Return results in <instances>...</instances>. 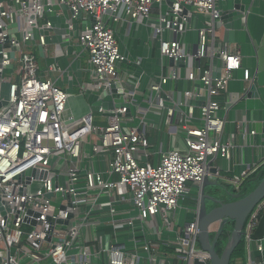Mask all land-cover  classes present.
<instances>
[{"label":"built area","instance_id":"2783aa9c","mask_svg":"<svg viewBox=\"0 0 264 264\" xmlns=\"http://www.w3.org/2000/svg\"><path fill=\"white\" fill-rule=\"evenodd\" d=\"M173 1V7L165 0L0 2V102L6 101L0 106V264H93L94 260L101 264H141L140 251L149 254L151 263L161 264L164 244L155 242L149 234L162 230L175 233L173 249L182 264H194L195 260L210 264L208 254L200 246L195 247L196 219L177 227L175 217L180 200L188 197L190 188L199 189L210 162L216 158L228 160L232 155V140L223 138L225 120L219 115L223 109L220 98L241 68V58L231 45L223 44L219 54L224 58L219 64L203 67L202 59L216 57L213 45L220 21L218 0ZM54 3L69 13L65 26L87 56V68L95 75L89 85L96 99L109 98L105 87L120 82L128 107L113 108L114 114L108 117L102 115L106 110L100 107L96 120L89 107L74 116L67 109L70 93L40 75L29 46L33 41L45 45V32L53 25L48 19L40 23L39 18L45 15L44 6ZM162 5H166L165 12L160 11ZM120 8L123 16L135 22L148 21L153 9L158 8V25L153 30L162 65L169 58H185L183 67L174 63L150 87L149 109L163 108L165 122L175 124L182 133V147L160 151L154 162L144 159L149 147L143 123L147 111L143 113L136 102L137 85L118 73V65L127 62L113 26L123 19ZM193 8L198 14L192 12ZM78 12L81 18L93 19L90 27H85V34L73 28V20L79 21ZM166 15L180 17L183 22L191 19L186 23L185 35L195 15L205 17L195 28L192 54L187 53L185 40L179 43L165 37ZM5 41L7 47L3 46ZM6 52L10 53L8 59L3 58ZM193 60H198V65ZM14 63L16 70L4 77L5 69L14 67ZM217 67L220 74L212 77ZM58 70L56 63L48 66V72ZM12 75L19 80H12ZM248 79L249 72L244 70L243 80ZM171 80L189 85L180 93L168 91ZM3 83L7 84L6 97H2ZM166 99L169 105L164 104ZM187 99L201 104L189 105ZM138 114L143 117L138 118ZM174 118H178L177 123ZM102 120L105 124L94 123ZM86 145L91 152L87 163ZM94 158L103 167L101 170L94 169ZM250 173L247 167L230 181L238 188ZM103 195L110 200L101 201ZM127 201L130 212L122 214L118 206ZM104 205L107 213L98 211ZM197 207L188 206L187 210L195 215ZM263 207L264 201L253 209L245 229L247 246L256 240L258 249L260 239H253L251 233ZM99 232L109 236L105 247ZM121 235L129 236L132 247L118 240Z\"/></svg>","mask_w":264,"mask_h":264},{"label":"crops","instance_id":"0c3cea01","mask_svg":"<svg viewBox=\"0 0 264 264\" xmlns=\"http://www.w3.org/2000/svg\"><path fill=\"white\" fill-rule=\"evenodd\" d=\"M240 4L244 5L245 14L241 18L231 21V27L227 30L226 41H224L225 28L221 20L218 21L217 36L213 45L216 53H219L223 44L231 45L233 49L239 52L241 58V68L235 72L233 78L229 81L224 97L220 98L223 109L219 115L225 120L223 138L229 137L232 140V155L228 160L216 158L211 161L210 168H213V170L207 174V182L211 183L209 192L214 191L220 199L225 201L232 200L228 199V193H234L237 190L230 181L234 175L239 174L241 170L247 167H250L252 173L264 163V134L254 133L251 130L253 122H264V0H240ZM217 5L220 10H226L232 7L233 0H218ZM163 6H161L160 11H162ZM62 9L56 10L55 14L49 17L44 16L45 20H50L53 25L51 30L45 32V45L41 46L33 41L29 47L31 51L34 47L36 48V60L40 75L50 78L59 87L70 93L68 112L74 116H79L97 98L96 92L89 85L94 82L95 75L88 70L87 63H85V52L71 37L66 26L62 27L56 23L54 24L51 20L53 17L61 16ZM122 13L123 11L120 8L119 14L123 16ZM158 14L159 9L155 8L151 12L148 21L135 22L128 16H123L121 21L113 24L119 49L127 58V62L118 65V73L137 85L136 102L143 113L147 111L144 117L138 114V118L143 117L145 136L149 142L148 155L144 159L149 162H154L160 151L182 147V133L175 124L165 122V110L163 108L161 110L149 109V103H147L152 95L150 92L151 85L158 80L159 75L166 73L170 67L168 60L165 61V65L161 63L158 39L153 30L158 25ZM204 18V16L198 17L196 28L202 25ZM82 20H85L84 17L79 18L77 23L74 22L78 29H81ZM192 30L195 32V29ZM166 33V37H168V31ZM34 35L37 37L38 32L35 31ZM184 40L191 46L196 41V34L194 39L185 35ZM208 43L211 46V39ZM138 60L140 62L137 64ZM203 60V67L211 63L218 65L220 62L219 58H211L210 55ZM52 63L58 65V71L48 72V66ZM244 70L249 72L248 80H243ZM185 71L184 69L182 73L184 74ZM124 72L127 74L124 75ZM186 85L189 84L176 81L173 88L168 87V91L177 90L180 93ZM177 95L179 96V94ZM164 104L169 105L170 102L166 99ZM177 121L178 118H174L173 122L177 123ZM102 123L105 124V120H102ZM195 123L198 124V122ZM251 135L253 141L250 140ZM85 153L84 162L87 163V155L91 154L89 145L85 146ZM93 167L96 170L103 168L96 158H94ZM213 182L214 184H212ZM222 191L227 195L223 196ZM198 195L199 189L192 186L188 197L183 201L186 200V204L189 203L191 208L192 205L197 204ZM100 199L101 201L110 200L106 195H103ZM107 208V205H104L98 211L107 213ZM118 209L123 211L122 214H127L130 203L128 201L122 202ZM187 211L189 213L184 218L176 212L175 223L177 227H181L187 221L195 218L193 212ZM122 214H119L118 217ZM135 221L138 222L137 219ZM98 236L101 237L102 245L105 247L109 236L104 237V232H99ZM149 237L155 242L164 244L162 246L164 260L161 264H182L173 249L174 232L153 231L150 232ZM255 239H260L261 249H258L256 240L248 246L246 244L244 254L246 264L264 263V233L261 237ZM118 240L124 242L126 247H132L129 236L121 235ZM139 253L141 264H153L149 260V254L143 251ZM93 264H101V262L94 260Z\"/></svg>","mask_w":264,"mask_h":264},{"label":"water","instance_id":"95a60500","mask_svg":"<svg viewBox=\"0 0 264 264\" xmlns=\"http://www.w3.org/2000/svg\"><path fill=\"white\" fill-rule=\"evenodd\" d=\"M2 0H0L1 2ZM165 3L173 7L175 6L173 0H165ZM48 9H51L49 11ZM60 9V6L56 3L52 5H45L44 6V14L45 16L49 17L55 14V11ZM186 12V9L183 8L182 14ZM245 14V7L244 5L240 4V0H233V5L231 8L226 10L220 11V19L223 23L224 30V41L227 39V30L231 27V21L243 17ZM77 18H81V12H78ZM190 18H185V22L182 21L180 17H175L172 15L165 16V22L163 23L164 27L168 30V38L170 40H176L179 43H182L185 37V28L186 23H190ZM173 22H176L175 25ZM93 23L92 18H88L82 20L81 23V33L85 34V27H90ZM77 25L74 24L73 28L76 29ZM173 29H175L173 31ZM4 47L8 46L7 41L4 42ZM195 47V46H194ZM16 49L15 47L13 50ZM186 51L189 54L194 52L192 46H187ZM216 58L222 59L224 58L223 55L216 53ZM10 57V53L6 52L3 55V58L8 59ZM1 59V57H0ZM184 57L177 58L175 61L173 58L168 59L169 66H173L174 63L176 66L183 67L184 66ZM194 65H198V60H193ZM220 74V68L217 67L215 71L212 73V77H218ZM1 75V71H0ZM176 81L171 80L169 82V88H173ZM105 94L109 96V98H99L92 101L89 105L91 112H98L99 108L102 107L106 111L102 113L103 116H112L114 112L112 111L113 108H118L122 106L128 107V104L124 102L123 98V85L120 82H115L108 87H105ZM253 90V87H252ZM117 95L113 97L112 95ZM161 97L164 98V94H161ZM186 103L189 105H200L201 103L197 100L187 99ZM6 104V101L3 100L0 102V106ZM251 130L254 133H261L264 134V122H253L251 124ZM253 135V134H252ZM250 136V140L253 141V136ZM209 171H212L213 168H208ZM35 170L33 174H35ZM210 182H207V175L203 178L200 187H199V195H198V202H197V212L195 213V219L197 222L198 227V242L200 248L205 251L209 258L210 264H229L230 258L232 255L233 250L237 246L241 238V227L242 224L251 211L259 202L264 199V178L262 181L246 196L240 197L237 193H228L233 200H222L220 199L216 193L207 192L206 187L210 185ZM214 184V182L212 183ZM3 212V211H2ZM229 219L234 220V226L227 237L226 243L218 253L215 249L217 240L221 234L223 224L228 221ZM262 222H264V216L262 218ZM216 225V230L212 240L210 239L211 229L213 226ZM194 264H199L197 260L194 261Z\"/></svg>","mask_w":264,"mask_h":264},{"label":"trees","instance_id":"16d2710c","mask_svg":"<svg viewBox=\"0 0 264 264\" xmlns=\"http://www.w3.org/2000/svg\"><path fill=\"white\" fill-rule=\"evenodd\" d=\"M263 178H264V163L262 165H260L259 167H257L251 174H249L243 180V182L240 184V186L237 188V190H235L234 193L239 194L240 197L246 196L249 192H251L262 181ZM262 201H264V199ZM254 208L251 209V211L248 213V215L246 216V218L242 224V227L240 230L241 238H240L239 243L237 244V246L235 247V249L232 252L229 264H246V260L244 258L245 247H246L245 229H246V225H247V222L249 220V217H250ZM263 216H264V207L262 210L259 211V213L257 215L258 223L251 233V237L253 239L261 237L264 233V222H262ZM233 226H234V220H232V219H229L228 221H226L223 224L221 234L217 240V244L215 247V249L218 253H220L221 250L217 249V246L219 244H221L222 242H224V245H225L227 237L231 233ZM228 227H231V229ZM210 239H211V237H210ZM224 245H222V249H223ZM236 259H240L241 262L236 263Z\"/></svg>","mask_w":264,"mask_h":264},{"label":"rangeland","instance_id":"374dc122","mask_svg":"<svg viewBox=\"0 0 264 264\" xmlns=\"http://www.w3.org/2000/svg\"><path fill=\"white\" fill-rule=\"evenodd\" d=\"M163 9H162V11H166V5H164L163 7H162ZM192 12L194 13V14H198L197 13V11H196V9H192ZM61 16H59V17H53V18H51V20L53 21V23L55 24H58V25H61L62 27H65V20H66V18L68 19L69 18V13H68V11H67V9L66 8H63L62 9V14H60ZM45 16V15H44ZM197 19H198V17L195 15L194 16V18L192 19V22H191V25L190 26H188V28H187V31H186V35H187V37L188 38H192V39H194L195 38V32H194V30H192V29H195L196 28V24H197ZM45 20V17H43V18H39V22L40 23H42L43 21ZM77 23V20H73V23ZM165 35V37H166V35H167V33H165L164 34ZM32 53L35 55V57H36V59H37V52H36V48L34 47L33 48V50H32ZM203 60V59H202ZM85 63H87V56H86V62ZM202 63H204V60L202 61ZM14 65V67H8V68H6L5 69V71H4V73H3V75H4V77H9V75L12 73V72H14L15 70H16V68H17V64L16 63H14L13 64ZM86 65V64H85ZM87 66V65H86ZM184 71V68L182 69V72ZM11 78H12V80H14V81H18L19 79H18V76L17 75H12L11 76ZM1 91H2V97H6V92H7V84L6 83H3L2 84V87H1ZM106 98H108V97H106ZM133 108V110H134V107H132ZM132 110V111H133ZM93 113V116H94V118H95V120L98 118V116H100L97 112H92ZM95 124H103V123H101V122H98V121H96V122H94ZM87 141H90V139H89V137H87ZM218 187H221V186H218ZM211 189V187L208 185L207 187H206V191L207 192H209V190ZM230 190H232L231 188H229ZM222 193L224 194L225 192H223L222 191ZM221 193V194H222ZM222 194V195H223ZM216 195H217V193H216ZM225 195H227V194H224L223 196H225ZM228 197V199H231L230 198V196H227ZM233 200V199H232ZM180 205H181V207H180V209L179 210H177V212H178V214L180 215V217H181V215H182V217L184 218V216H187L188 215V211H187V208L186 207H188L189 206V203L188 204H186V200L185 201H183V200H180ZM228 228H230L231 229V227H228ZM215 230H216V227H214L213 228V231L211 232V240H212V238H213V236H214V233H215ZM222 245H224V242H222L221 244H219L218 246H217V249H219V250H222ZM195 247L196 248H199V242L197 241L196 242V244H195Z\"/></svg>","mask_w":264,"mask_h":264},{"label":"flooded vegetation","instance_id":"af4514ba","mask_svg":"<svg viewBox=\"0 0 264 264\" xmlns=\"http://www.w3.org/2000/svg\"><path fill=\"white\" fill-rule=\"evenodd\" d=\"M216 227V225L213 226V228ZM213 228L211 229V232L213 231ZM211 232H210V235H211ZM217 244V243H216ZM216 247V246H215Z\"/></svg>","mask_w":264,"mask_h":264}]
</instances>
